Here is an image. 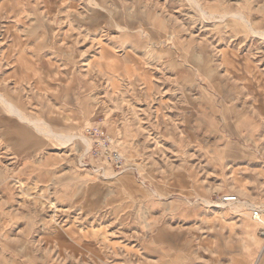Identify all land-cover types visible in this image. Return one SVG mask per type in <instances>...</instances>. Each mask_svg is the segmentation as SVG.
<instances>
[{"label": "rangeland", "instance_id": "1", "mask_svg": "<svg viewBox=\"0 0 264 264\" xmlns=\"http://www.w3.org/2000/svg\"><path fill=\"white\" fill-rule=\"evenodd\" d=\"M0 93V264L259 261L264 0H0Z\"/></svg>", "mask_w": 264, "mask_h": 264}, {"label": "bare ground", "instance_id": "2", "mask_svg": "<svg viewBox=\"0 0 264 264\" xmlns=\"http://www.w3.org/2000/svg\"><path fill=\"white\" fill-rule=\"evenodd\" d=\"M0 102L2 104H4L5 107H7V109H9V111L14 114L15 116H17V118H19L22 122L27 123L29 125L35 126V128L38 129H43L42 128V123L40 120H36V119H30L27 116H25V114L19 109L20 106L15 105V103H13L11 100H9L5 95L0 93ZM22 107V106H21ZM28 115V114H27ZM29 116V115H28ZM44 130V129H43ZM51 138L53 139H57L59 141H68L71 138L69 136H62V135H58L55 134L53 132H50ZM30 140V139H29ZM86 144L88 145V149L90 146V142L88 140L85 141ZM241 207H238L237 210L235 211L236 213H238V211L244 207V208H248L250 210L253 209V205L250 203H241L240 205ZM261 212L264 214V209L260 208ZM255 210L253 211L254 214ZM252 214V219L254 221H257L259 224H264V220L263 218L260 216L258 220H255Z\"/></svg>", "mask_w": 264, "mask_h": 264}, {"label": "crops", "instance_id": "3", "mask_svg": "<svg viewBox=\"0 0 264 264\" xmlns=\"http://www.w3.org/2000/svg\"><path fill=\"white\" fill-rule=\"evenodd\" d=\"M4 105V104H3ZM20 106H22V105H20ZM22 107H24L25 108V106H22ZM84 109L85 110H83L85 113H87V111L89 110V109H91V105L90 104H86L85 106H84ZM5 110L8 112V110H7V108L5 107ZM25 112H26V110H25ZM89 112V111H88ZM9 113V112H8ZM30 116V115H29ZM30 118L31 119H36V120H38V118H32L31 116H30ZM38 129V128H37ZM50 132H52L51 130H48V131H44V133L46 134V135H48V136H51L50 135ZM230 206L232 205V204H229ZM253 205V208L255 207V205L254 204H252ZM222 206V210H225V209H223V207L224 208H226L228 205H224V204H222L221 205ZM263 206V205H262ZM260 211H261V209H260ZM261 216V215H260ZM243 226H244V224H243ZM244 228H245V231L246 232H253L254 231V228H252V227H249V226H244ZM263 228V227H262ZM256 229H259V228H255V230ZM252 264H264V253L261 255V257H260V259H259V261H258V259L257 260H255Z\"/></svg>", "mask_w": 264, "mask_h": 264}, {"label": "built area", "instance_id": "4", "mask_svg": "<svg viewBox=\"0 0 264 264\" xmlns=\"http://www.w3.org/2000/svg\"><path fill=\"white\" fill-rule=\"evenodd\" d=\"M88 134L90 136H92L93 138H95L97 135L96 132L92 131V130H89ZM97 144H99V143H97ZM224 201L232 204V203H236L238 201V198L236 196H229V197L224 198ZM253 217L255 220H258L260 217V212L258 210H256L253 214Z\"/></svg>", "mask_w": 264, "mask_h": 264}]
</instances>
